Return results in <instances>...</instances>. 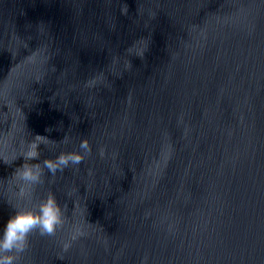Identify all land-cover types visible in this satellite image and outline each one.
<instances>
[{
	"label": "water",
	"instance_id": "95a60500",
	"mask_svg": "<svg viewBox=\"0 0 264 264\" xmlns=\"http://www.w3.org/2000/svg\"><path fill=\"white\" fill-rule=\"evenodd\" d=\"M36 134L92 154L18 264H264V0H0V231Z\"/></svg>",
	"mask_w": 264,
	"mask_h": 264
},
{
	"label": "clouds",
	"instance_id": "9594fccd",
	"mask_svg": "<svg viewBox=\"0 0 264 264\" xmlns=\"http://www.w3.org/2000/svg\"><path fill=\"white\" fill-rule=\"evenodd\" d=\"M51 130L46 129L49 132ZM50 141L54 140L36 134L11 160L2 159L5 163L11 164L22 157L24 163L15 169L11 177L17 203H11L15 213L9 217L0 231V264H18L20 256L29 247L33 233L39 232L41 236L52 237L64 227L67 205L62 206L51 191L46 196L37 198V189L44 184L46 174L55 177L57 173H63L71 166L82 164L84 159L92 154V148L88 139L83 138L78 149L60 151L55 157L41 160L40 146H46ZM58 143L68 145L69 136L65 134ZM99 155L104 156L103 149L100 150ZM80 235H83V232L77 229L72 240ZM70 247V241L63 245L64 251Z\"/></svg>",
	"mask_w": 264,
	"mask_h": 264
}]
</instances>
